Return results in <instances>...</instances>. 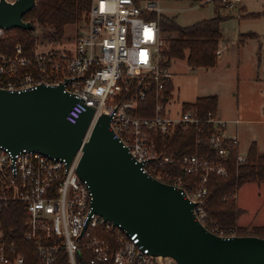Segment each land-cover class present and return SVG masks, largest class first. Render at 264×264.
Returning <instances> with one entry per match:
<instances>
[{"label": "built area", "instance_id": "2783aa9c", "mask_svg": "<svg viewBox=\"0 0 264 264\" xmlns=\"http://www.w3.org/2000/svg\"><path fill=\"white\" fill-rule=\"evenodd\" d=\"M159 2L90 0L77 24L72 48L34 44L25 52L16 42L10 52L0 50V87L22 91L40 84L62 85L76 98L66 115L68 121L75 122L87 106L93 108L83 141L99 116L109 115L113 136L143 172L180 188L195 203V218L208 230L233 236L234 230L208 223L202 200L209 177L227 175L232 151L236 150V163H242L246 155L238 152L237 133L226 134V121L214 112L202 117L183 105L175 115L167 112L169 76L162 64L166 42ZM6 30L0 27V39ZM177 128H195V145L203 150L164 153L160 136H170ZM81 154L78 149L67 161L28 148L12 151L0 144V207L22 203L24 238L35 251L32 264H58L60 257L65 264H177L170 257L149 254L137 232L129 235L93 210L89 183L76 171ZM0 264H26L23 253L7 243L2 232Z\"/></svg>", "mask_w": 264, "mask_h": 264}, {"label": "water", "instance_id": "95a60500", "mask_svg": "<svg viewBox=\"0 0 264 264\" xmlns=\"http://www.w3.org/2000/svg\"><path fill=\"white\" fill-rule=\"evenodd\" d=\"M36 0L0 1V27L31 28L22 16ZM76 98L62 85L40 84L11 91L0 87V144L12 151L38 150L70 161L78 149L76 167L93 194V210L112 220L153 256L177 264H264V238L221 236L195 218V203L180 188L140 168V163L109 129V115L97 119L89 138L83 136L93 108L87 106L75 122L66 115Z\"/></svg>", "mask_w": 264, "mask_h": 264}, {"label": "rangeland", "instance_id": "374dc122", "mask_svg": "<svg viewBox=\"0 0 264 264\" xmlns=\"http://www.w3.org/2000/svg\"><path fill=\"white\" fill-rule=\"evenodd\" d=\"M232 2V3H231ZM162 19H172L187 26L216 13L225 17L220 22L221 39L212 67L188 65L186 59L172 58L166 72L172 82L166 110L170 115L179 112L184 102H194L196 96H217L214 114L226 121V134L237 133L238 152L246 155L252 142L258 151L264 149V15L243 17L248 12L264 10V0H234L223 3L213 0L199 4L196 0H160ZM77 24H68L56 41L42 38L45 30L35 25L34 44L39 48H72ZM256 38H246L249 32ZM245 33V34H244ZM237 120V122H236ZM236 202L244 212L237 224L251 227L264 224V182L249 181L236 191ZM1 233V232H0Z\"/></svg>", "mask_w": 264, "mask_h": 264}, {"label": "trees", "instance_id": "16d2710c", "mask_svg": "<svg viewBox=\"0 0 264 264\" xmlns=\"http://www.w3.org/2000/svg\"><path fill=\"white\" fill-rule=\"evenodd\" d=\"M90 0H36L35 5L25 12L23 20L32 23L31 28L14 27L5 31L0 39V50L10 52L12 45L20 42L25 52L32 50L36 35L35 25L45 29L42 38L56 41L64 32L68 24H79L83 13L88 9ZM264 15V10L248 12L243 17H259ZM225 17L216 13L214 16L201 19L187 26H179L172 19H159L160 28L166 47L162 54L165 57L162 64L167 67L170 59H186L189 66L212 67L216 62L218 43L221 39L220 22ZM245 34V33H244ZM255 32H249L245 38L240 37L242 43L246 38H256ZM165 91L170 95L172 82L170 78L165 81ZM217 96L207 94L198 96L194 102H184L183 108H194L204 117L216 109ZM199 126L201 124H198ZM195 129V128H194ZM194 129H175L170 135L159 138V144L163 145L166 154H181L184 152L202 151V147L194 142ZM249 181L264 182V149L258 151L254 142L251 143L245 160L236 163V150L231 153L228 162L226 176L211 175L207 183V192L202 204L207 213L208 223L220 228L232 229L236 235H255L264 238V225H252L246 227L238 225L237 219L244 212L239 207L235 194L237 189ZM26 212L20 202H10L0 207V231L7 243H12L17 252H22L26 264H32L35 260L33 244L24 238L26 229ZM209 227L208 224H206ZM58 264H65L60 257Z\"/></svg>", "mask_w": 264, "mask_h": 264}, {"label": "crops", "instance_id": "0c3cea01", "mask_svg": "<svg viewBox=\"0 0 264 264\" xmlns=\"http://www.w3.org/2000/svg\"><path fill=\"white\" fill-rule=\"evenodd\" d=\"M219 46H220V43H219ZM220 52H221V49H220ZM198 96H196L197 98ZM237 197V194H235V198ZM239 206V205H238ZM256 225H264V224H256Z\"/></svg>", "mask_w": 264, "mask_h": 264}]
</instances>
